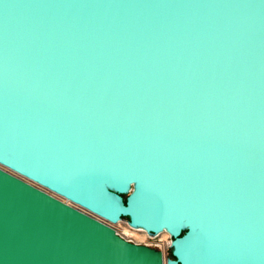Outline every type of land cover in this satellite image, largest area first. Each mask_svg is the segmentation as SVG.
Returning <instances> with one entry per match:
<instances>
[{"label": "water", "instance_id": "obj_1", "mask_svg": "<svg viewBox=\"0 0 264 264\" xmlns=\"http://www.w3.org/2000/svg\"><path fill=\"white\" fill-rule=\"evenodd\" d=\"M0 264H264V0H0Z\"/></svg>", "mask_w": 264, "mask_h": 264}, {"label": "rangeland", "instance_id": "obj_2", "mask_svg": "<svg viewBox=\"0 0 264 264\" xmlns=\"http://www.w3.org/2000/svg\"><path fill=\"white\" fill-rule=\"evenodd\" d=\"M114 229L118 232V234L122 237H124L126 240L137 243V244H142L146 245L149 239H147V235L142 232L135 231L134 229L130 228L128 225V219L125 218L122 220L120 224L113 225ZM168 234H164V236H160L163 240V244H159V246L154 247L151 246L152 248H156L158 250H161L164 255L167 257H170L171 254V248H168V243L172 240L171 238L168 237Z\"/></svg>", "mask_w": 264, "mask_h": 264}, {"label": "built area", "instance_id": "obj_3", "mask_svg": "<svg viewBox=\"0 0 264 264\" xmlns=\"http://www.w3.org/2000/svg\"><path fill=\"white\" fill-rule=\"evenodd\" d=\"M146 235H147V239L150 240L147 243H145L147 246H149V247H151V246L157 247V246H159V244H163V240H162V238H160V236L162 234L155 235V236H150L148 234H146ZM168 237L172 239V237L170 235ZM171 243H172V240L168 243V248H171Z\"/></svg>", "mask_w": 264, "mask_h": 264}, {"label": "bare ground", "instance_id": "obj_4", "mask_svg": "<svg viewBox=\"0 0 264 264\" xmlns=\"http://www.w3.org/2000/svg\"><path fill=\"white\" fill-rule=\"evenodd\" d=\"M121 222H122V221H121ZM121 222H120V223H121ZM120 223H118V224H120ZM134 230H135V231H138V232L145 233V232H144V231H142V230H136V229H134ZM145 234H146V233H145ZM164 234H167V233H162V235H163V236H164ZM162 235H161V236H162Z\"/></svg>", "mask_w": 264, "mask_h": 264}, {"label": "trees", "instance_id": "obj_5", "mask_svg": "<svg viewBox=\"0 0 264 264\" xmlns=\"http://www.w3.org/2000/svg\"><path fill=\"white\" fill-rule=\"evenodd\" d=\"M124 197V201H126L127 196H123ZM170 257H172V253L170 254Z\"/></svg>", "mask_w": 264, "mask_h": 264}]
</instances>
